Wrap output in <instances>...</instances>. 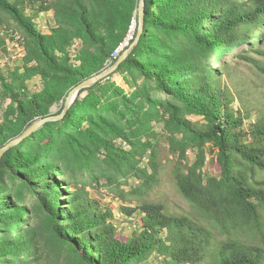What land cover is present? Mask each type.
Listing matches in <instances>:
<instances>
[{
  "label": "trees",
  "instance_id": "1",
  "mask_svg": "<svg viewBox=\"0 0 264 264\" xmlns=\"http://www.w3.org/2000/svg\"><path fill=\"white\" fill-rule=\"evenodd\" d=\"M138 7L139 0H0V149L63 102L61 113L72 88L116 63L128 47L112 54L134 19L138 35ZM45 13L47 30L38 21ZM145 13L138 44L115 71L131 90L111 74L83 89L63 119L3 155L0 264L62 257L63 264H154L153 255L157 264H264V107L239 99L223 60L234 51L264 74L250 55L264 56V0H145ZM215 53L219 70L209 63ZM36 77L41 88L33 90ZM160 122L192 212L141 197L162 166ZM209 155L218 174L204 170ZM86 172L143 181L129 191L138 203L122 206L139 215L128 239L118 236L114 209L89 195Z\"/></svg>",
  "mask_w": 264,
  "mask_h": 264
},
{
  "label": "rangeland",
  "instance_id": "2",
  "mask_svg": "<svg viewBox=\"0 0 264 264\" xmlns=\"http://www.w3.org/2000/svg\"><path fill=\"white\" fill-rule=\"evenodd\" d=\"M52 20L51 13L41 14L38 18L40 26L46 29L47 22ZM209 27V24L206 25ZM137 28V27H136ZM47 30V29H46ZM136 29H133V33ZM12 33V32H11ZM10 35V34H9ZM21 36L18 33L17 38ZM253 39L250 41L252 43ZM255 41V40H254ZM245 44L243 49L246 48ZM19 51V50H18ZM19 53V52H18ZM234 51L226 54L223 57L224 61L228 62V65L231 67L232 76L231 81L232 86H236L239 91L241 98H239L243 103H248L252 105H258L264 107V74L259 71L252 63L242 62L239 58L235 57ZM218 53H215L209 63L211 68L219 70V65L213 61V58L217 57ZM253 59L258 63L264 65V56L252 53L250 54ZM7 59L3 60V62ZM11 65V63H10ZM13 66V65H12ZM116 71V70H115ZM113 71L112 78L120 85L124 86L126 90H131V86L126 82L123 75L118 72ZM142 82V80H140ZM31 88L40 89L41 80L39 77L34 78L30 82ZM158 96H162V92L157 93ZM8 103V102H7ZM238 103V101H237ZM63 102H60L58 105L57 113L62 110ZM3 108H0V115H2ZM191 119L201 120V117L190 116ZM155 131L158 134L159 143L162 147V166L160 172L157 175L156 180L153 182V186L148 190L146 195L141 196L145 200L161 202L165 205L168 211L172 213H186L192 212L193 206L189 200H187L178 190L176 186V180L174 176V166L176 165V158L173 154H168L167 152V141L165 140L164 132V123H156ZM196 151L191 149L188 152L189 162L192 163L195 159ZM211 155L208 156L204 170L207 174L219 173V167L217 164L212 165L210 162ZM149 161L148 157H145L142 165L145 166ZM258 179H264V173L258 174ZM82 180L86 182V190L89 191V195L97 199L103 206L108 205L114 209V221L117 223L119 228L118 236L123 239H128L129 235L139 228V223L136 221V218L139 216L138 213L135 214V218H130L123 210L122 206L132 205L135 206L138 203L137 197L129 194V191L132 188L141 186L142 180L136 179L134 176L128 178L118 177L114 182H110L106 177H101L98 180L92 179L90 174L86 172L82 176ZM124 192L125 198L121 196V193ZM126 233V235L122 234ZM63 262L66 261V257H62ZM154 264H157V259L153 255L151 257ZM61 262V264H63Z\"/></svg>",
  "mask_w": 264,
  "mask_h": 264
},
{
  "label": "water",
  "instance_id": "3",
  "mask_svg": "<svg viewBox=\"0 0 264 264\" xmlns=\"http://www.w3.org/2000/svg\"><path fill=\"white\" fill-rule=\"evenodd\" d=\"M139 29H138V35L136 39L131 43V45L121 54L119 59L116 61V63L109 68L105 69L104 71L93 75L90 78H87L80 82L78 85H76L74 88L71 89L69 94L67 95L65 101H64V108L61 113H57L58 105H54L51 109V113L48 116L41 117L37 119L35 122H33L24 132H22L20 135L16 136L12 140H10L8 143H6L3 147L0 149V163L3 158V155L5 152L10 149L11 147L21 143L24 139L32 135L35 131L39 130L41 127H43L47 122L54 121V120H61L63 119L69 112V110L72 108L73 104L75 103L76 99L80 95L81 91L85 88L91 87L98 83L99 81L109 77L111 73L118 69L120 64L127 59V57L132 53L134 48L139 42V39L144 32V24H145V0H139Z\"/></svg>",
  "mask_w": 264,
  "mask_h": 264
},
{
  "label": "built area",
  "instance_id": "4",
  "mask_svg": "<svg viewBox=\"0 0 264 264\" xmlns=\"http://www.w3.org/2000/svg\"><path fill=\"white\" fill-rule=\"evenodd\" d=\"M138 28V23H137V20L134 19L132 21V25L130 26V30H129V33L127 35V37L125 38V40L116 48V50L113 52L112 54V57L115 59V58H118L119 55L127 48L131 45V43L136 39V32H137V28ZM133 29L136 31L133 33ZM16 46L18 47V50L17 52L20 53V51L22 50L21 46L16 43ZM21 55H24L25 52L22 54L20 53Z\"/></svg>",
  "mask_w": 264,
  "mask_h": 264
}]
</instances>
